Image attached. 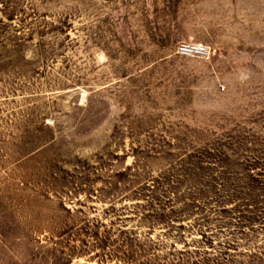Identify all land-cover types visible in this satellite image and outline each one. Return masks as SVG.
Wrapping results in <instances>:
<instances>
[{"label":"rangeland","instance_id":"rangeland-1","mask_svg":"<svg viewBox=\"0 0 264 264\" xmlns=\"http://www.w3.org/2000/svg\"><path fill=\"white\" fill-rule=\"evenodd\" d=\"M0 264H264V0H0Z\"/></svg>","mask_w":264,"mask_h":264},{"label":"built area","instance_id":"built-area-1","mask_svg":"<svg viewBox=\"0 0 264 264\" xmlns=\"http://www.w3.org/2000/svg\"><path fill=\"white\" fill-rule=\"evenodd\" d=\"M178 50L184 56H205L208 53L207 48L201 44H181Z\"/></svg>","mask_w":264,"mask_h":264}]
</instances>
